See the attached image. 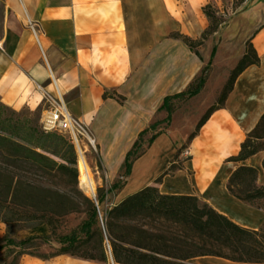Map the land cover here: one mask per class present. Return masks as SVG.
I'll return each mask as SVG.
<instances>
[{"label": "crops", "instance_id": "obj_1", "mask_svg": "<svg viewBox=\"0 0 264 264\" xmlns=\"http://www.w3.org/2000/svg\"><path fill=\"white\" fill-rule=\"evenodd\" d=\"M203 5L200 0H0V102L15 111H34L43 107L45 96L61 101L86 125L104 161L118 173L139 133L161 113L164 97L185 90L204 71L202 51L171 37L179 32L198 39L205 30ZM251 42L260 64L237 78L225 106L187 149L184 169L155 182L178 149L177 141L163 133L133 164L123 199L156 186L162 194L198 196L243 227L264 225V209L228 189L241 165L255 167L257 185L264 187V151L243 162L228 161L264 114V25ZM105 93L124 100L105 98ZM189 262L264 264L216 256ZM20 264L98 263L61 255L46 261L23 256Z\"/></svg>", "mask_w": 264, "mask_h": 264}, {"label": "trees", "instance_id": "obj_2", "mask_svg": "<svg viewBox=\"0 0 264 264\" xmlns=\"http://www.w3.org/2000/svg\"><path fill=\"white\" fill-rule=\"evenodd\" d=\"M211 8V5L203 8L209 25L200 39L179 32L171 33V37L181 40L193 52H197L196 49L217 33L225 22L224 17ZM259 64L260 58L250 40L217 102L206 111L186 142L177 149L167 169L155 180L156 183H162L165 176L184 169V162L190 157L181 160L183 151L190 147L211 115L225 106L237 78L248 67ZM207 79L208 71H202L185 90L164 97L158 111L165 110L167 116L154 119L139 133L109 190L122 189L125 182L121 180L130 176L135 161L164 133L159 126L171 123L177 109L175 101L198 95ZM104 97L116 98L121 103L124 100L116 93H105ZM149 133L143 145V137ZM262 151L264 114L247 134L238 155L230 157L228 161L243 162ZM77 162L75 147L63 134L45 132L42 127L40 129L33 124H11L0 117V222L6 224L5 234L0 238V251H5L9 259L5 264H20L26 255L45 261L69 255L106 263L105 237L116 264H191V259L200 256L264 263V225L259 230L243 227L198 196L162 194L156 186L144 187L111 208L103 230L98 225L97 206L79 193L88 206V218L80 227L83 237L78 233L59 236L57 241L60 248L56 252L40 253L52 236H57L52 227L58 218L79 210L73 205L75 200L69 194L45 186L42 178L68 177L77 182ZM98 164L102 167L100 161ZM257 179L258 170L255 167L241 165L230 176L228 189L245 203L264 209V187L257 185ZM104 199L103 190L98 196L99 203ZM23 233L25 235L22 236Z\"/></svg>", "mask_w": 264, "mask_h": 264}, {"label": "rangeland", "instance_id": "obj_3", "mask_svg": "<svg viewBox=\"0 0 264 264\" xmlns=\"http://www.w3.org/2000/svg\"><path fill=\"white\" fill-rule=\"evenodd\" d=\"M203 6L211 5V9L217 15L224 17L225 22L220 26L217 33L210 36L203 45L196 50L202 51L206 57V66L204 73L208 71V79L203 90L196 96L183 100H176V111L172 116L170 124H162L159 130L171 136L177 141V148H180L188 139L189 135L195 130L197 123L213 106L227 82L232 70L238 64L246 51L247 44L250 42L253 33L264 25V0H200ZM204 13V11H203ZM205 29L209 25V20L206 15H203ZM174 33V32H173ZM201 36L198 38L200 39ZM52 106L48 96H45L43 107L37 110L28 108L21 111H15L7 108L0 102V117L6 119L11 124L37 125L41 129V121L43 112ZM167 112L162 110L156 115L155 120L164 119ZM150 136V133L143 137L144 143ZM66 137V136H65ZM180 143V144H179ZM96 148L81 143L80 147H75L78 162V179L74 182L72 178H42L43 184L52 189H58L69 194L74 200V206L79 210L70 214L59 217L56 225L52 227V231H56L57 236H52L40 250L42 254H51L60 248L57 237L70 236L73 233H78L83 237V232H80V227L87 220V204L84 203L80 194L88 197L98 208V225L101 230L105 228V221L108 211L123 200V195L128 191L127 187L131 182V177L123 178L122 183L125 185L119 191L112 189L111 186L118 178V173H113L107 162L104 161L102 152L96 141ZM145 147V146H143ZM189 150L185 149L182 153L181 160L189 157ZM84 156L90 166L93 168V176L98 181L96 199L88 195L80 185V170L79 158ZM101 162L102 167L98 162ZM187 163V162H186ZM185 163V164H186ZM188 165L189 162H188ZM105 192V199L99 203L98 196ZM137 191V190H135ZM134 191V192H135ZM97 200V201H96ZM1 223V222H0ZM3 231L0 230V238L5 234L6 224L2 223ZM1 227V226H0ZM25 235L24 233L22 236ZM109 241L105 237V247L107 249L108 261L106 263L98 262V264H116L109 252ZM29 256V255H26ZM77 258V257H75ZM9 261L5 251H0V264H5Z\"/></svg>", "mask_w": 264, "mask_h": 264}, {"label": "built area", "instance_id": "obj_4", "mask_svg": "<svg viewBox=\"0 0 264 264\" xmlns=\"http://www.w3.org/2000/svg\"><path fill=\"white\" fill-rule=\"evenodd\" d=\"M49 98V97H48ZM52 106L45 109L42 116L41 127L45 132H58L66 136L76 147L81 143L96 148V139L86 125L74 119L61 101L51 100Z\"/></svg>", "mask_w": 264, "mask_h": 264}, {"label": "bare ground", "instance_id": "obj_5", "mask_svg": "<svg viewBox=\"0 0 264 264\" xmlns=\"http://www.w3.org/2000/svg\"><path fill=\"white\" fill-rule=\"evenodd\" d=\"M80 170V185L82 189L91 197H95L97 193L98 181L93 176V168L87 162L84 156L80 155L79 158Z\"/></svg>", "mask_w": 264, "mask_h": 264}, {"label": "water", "instance_id": "obj_6", "mask_svg": "<svg viewBox=\"0 0 264 264\" xmlns=\"http://www.w3.org/2000/svg\"><path fill=\"white\" fill-rule=\"evenodd\" d=\"M95 199H96V197H95ZM109 252H110V256H111V258H112V260H113V257H112V253H111L110 248H109ZM113 261H114V260H113Z\"/></svg>", "mask_w": 264, "mask_h": 264}]
</instances>
